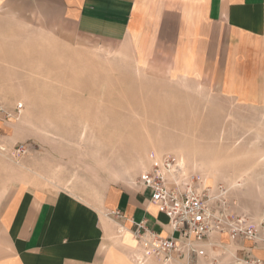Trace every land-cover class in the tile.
Here are the masks:
<instances>
[{
    "label": "rangeland",
    "instance_id": "obj_1",
    "mask_svg": "<svg viewBox=\"0 0 264 264\" xmlns=\"http://www.w3.org/2000/svg\"><path fill=\"white\" fill-rule=\"evenodd\" d=\"M0 104L13 116L23 106L18 119L0 114L9 148L0 160L13 165L0 164V189L9 169L24 171L22 185L39 178L42 189L97 205L169 157L200 179L216 211L264 217V107L141 69L120 45L81 36L55 12L0 7ZM20 145L27 154L16 156Z\"/></svg>",
    "mask_w": 264,
    "mask_h": 264
},
{
    "label": "crops",
    "instance_id": "obj_2",
    "mask_svg": "<svg viewBox=\"0 0 264 264\" xmlns=\"http://www.w3.org/2000/svg\"><path fill=\"white\" fill-rule=\"evenodd\" d=\"M18 4L55 12L81 36L120 45L141 69L193 81L242 107H264V0H0V7ZM8 171L13 180L0 189V264H136L139 250L130 234L136 224L174 235L139 184L92 205L42 189L39 178L29 188L18 178L24 171ZM116 212L120 218H109ZM120 228L130 232L119 234ZM214 236L222 247L264 258V245ZM221 246L210 256L231 264Z\"/></svg>",
    "mask_w": 264,
    "mask_h": 264
},
{
    "label": "built area",
    "instance_id": "obj_3",
    "mask_svg": "<svg viewBox=\"0 0 264 264\" xmlns=\"http://www.w3.org/2000/svg\"><path fill=\"white\" fill-rule=\"evenodd\" d=\"M22 108V105L18 106L13 116L0 104V114H4L6 120L18 119ZM13 152L23 156L27 154V148L20 145ZM177 165L169 157L154 158L152 166L142 173L138 182L150 191L151 202L168 217L174 231L173 236L162 237L144 222L135 225L133 235L144 252L145 262L154 259L165 264H197L200 258L208 256L209 247L216 246L212 245L214 233H226L239 240L264 245V217L256 223L247 216L235 217L222 209L216 211L207 196L198 191V177L188 174L171 184L174 167L180 170ZM113 215L121 217L120 212ZM231 264H264V258L246 251L242 254L234 252Z\"/></svg>",
    "mask_w": 264,
    "mask_h": 264
},
{
    "label": "bare ground",
    "instance_id": "obj_4",
    "mask_svg": "<svg viewBox=\"0 0 264 264\" xmlns=\"http://www.w3.org/2000/svg\"><path fill=\"white\" fill-rule=\"evenodd\" d=\"M2 143H0V154H3V155H6L7 156L8 155L7 152L9 151V148L6 145L2 144ZM177 164H178L177 166L180 168V170H177V168L174 167L173 176H172V183L171 184L177 183L178 180H179V178L181 176H187L188 175V169L183 164H180L179 162H177ZM148 169L149 168L145 169L143 171V173L146 172V171H148ZM198 188H199L198 191H205V188L202 187L201 182H199V187ZM119 231H120L119 234H124L126 232H130L129 230H125L124 228H120ZM130 234L133 236L134 240L137 241V247H138V250H139V253L137 254V256H135L136 264H148V263H151V262L152 263H155V264H165V263H162V262L157 261V260H154V259L147 260L145 262V255H144V252L142 251V249L140 248V245H139L138 240L134 237V235L131 232H130ZM220 234L221 233H214L213 234V237H212V245L213 246L214 245L221 246L219 244V242L217 241V238H215V236H214V235H220ZM224 234H226V233H224ZM212 248H213L212 246L209 247V254H208V256L205 257V258H200L198 260L197 264H202V261L203 260H209L211 262V264H214V262H213L214 260H217L218 261L217 255H215L214 253H213L214 254L213 257L210 256V253L211 252H214V249H212ZM222 249L224 250V254L228 255L229 257H231V255L234 254V250H232V249H230L228 247H222ZM178 262L181 263V261H178ZM126 264H129L127 262V260H126ZM173 264H178V263L176 262V263H173ZM217 264H218V262H217Z\"/></svg>",
    "mask_w": 264,
    "mask_h": 264
}]
</instances>
